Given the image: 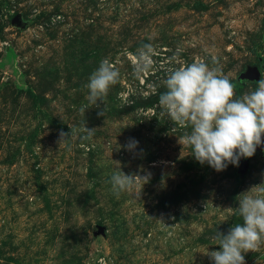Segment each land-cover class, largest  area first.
I'll return each mask as SVG.
<instances>
[{
    "label": "rangeland",
    "instance_id": "374dc122",
    "mask_svg": "<svg viewBox=\"0 0 264 264\" xmlns=\"http://www.w3.org/2000/svg\"><path fill=\"white\" fill-rule=\"evenodd\" d=\"M104 59L118 82L81 113ZM195 61L236 98L255 90L264 0H0V264H213L202 252L242 223L238 200L264 184V155L217 172L179 142L191 129L158 100L169 72ZM119 169L149 181L116 198ZM244 255L264 264V247Z\"/></svg>",
    "mask_w": 264,
    "mask_h": 264
},
{
    "label": "clouds",
    "instance_id": "9594fccd",
    "mask_svg": "<svg viewBox=\"0 0 264 264\" xmlns=\"http://www.w3.org/2000/svg\"><path fill=\"white\" fill-rule=\"evenodd\" d=\"M146 48L150 46L146 45ZM145 68L148 67L146 62ZM119 79V72L107 60H101L98 68L89 76L85 87L88 103L80 109L99 108L105 104L111 86ZM255 90L236 98L234 85L216 68H210L204 61H195L171 70L164 81L165 91L160 93L158 107L160 116L167 117L174 126L190 128L182 138V145L192 150V156L201 165L207 163L217 172L231 164L239 166L241 158H251L258 147L264 146V78L256 82ZM104 109L98 116H104ZM88 137L95 128L83 129ZM59 133V144L70 137ZM138 141L130 140L123 147L134 150ZM137 178L143 185L149 175L143 177L125 174L120 169L114 172L109 183L111 192L119 198L124 192H132ZM142 185V187H143ZM260 184L242 193L237 208L242 223L234 224L225 235L216 232L219 250L202 252L213 264H245L248 252H257L264 247V187ZM259 187V193L249 194ZM142 190L134 193L138 198Z\"/></svg>",
    "mask_w": 264,
    "mask_h": 264
},
{
    "label": "water",
    "instance_id": "95a60500",
    "mask_svg": "<svg viewBox=\"0 0 264 264\" xmlns=\"http://www.w3.org/2000/svg\"><path fill=\"white\" fill-rule=\"evenodd\" d=\"M258 75L259 71L256 68H253L248 73V76L250 78H257ZM262 139H264V137H262ZM256 151L259 152L261 155H264V146L258 147Z\"/></svg>",
    "mask_w": 264,
    "mask_h": 264
}]
</instances>
